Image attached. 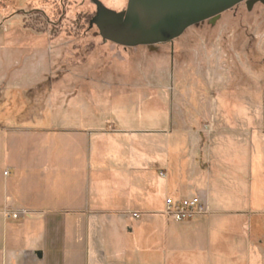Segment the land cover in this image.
I'll return each instance as SVG.
<instances>
[{"label": "crops", "instance_id": "1", "mask_svg": "<svg viewBox=\"0 0 264 264\" xmlns=\"http://www.w3.org/2000/svg\"><path fill=\"white\" fill-rule=\"evenodd\" d=\"M42 80L0 76V88L28 97ZM199 93L182 126L170 115L159 128L126 123L135 111L44 116L30 97L19 108L9 97L0 264H264V129L249 110H217L218 95ZM167 198H199L208 213L174 220Z\"/></svg>", "mask_w": 264, "mask_h": 264}, {"label": "rangeland", "instance_id": "2", "mask_svg": "<svg viewBox=\"0 0 264 264\" xmlns=\"http://www.w3.org/2000/svg\"><path fill=\"white\" fill-rule=\"evenodd\" d=\"M102 1L116 10L128 4ZM55 2L0 0V46L8 49L0 50V76L27 85L43 79L28 97L44 116L52 109L78 114L92 105L135 111L125 119L133 126L167 127L170 115L182 126L201 106V91L209 101L218 95L217 110H249L252 126L264 129L263 3L192 27L171 44L124 48L90 28L95 7L89 0H71L65 15ZM9 97L16 108L28 99L21 89L0 88V106Z\"/></svg>", "mask_w": 264, "mask_h": 264}, {"label": "water", "instance_id": "3", "mask_svg": "<svg viewBox=\"0 0 264 264\" xmlns=\"http://www.w3.org/2000/svg\"><path fill=\"white\" fill-rule=\"evenodd\" d=\"M97 14L90 22L105 43L124 48L151 47L174 43L185 32L204 22H214L224 13L247 2L264 0H128L117 12L99 0H91Z\"/></svg>", "mask_w": 264, "mask_h": 264}, {"label": "built area", "instance_id": "4", "mask_svg": "<svg viewBox=\"0 0 264 264\" xmlns=\"http://www.w3.org/2000/svg\"><path fill=\"white\" fill-rule=\"evenodd\" d=\"M164 178L165 173H161ZM208 213V208L199 198L176 201L173 198L166 199L165 215L177 221L191 220L197 216Z\"/></svg>", "mask_w": 264, "mask_h": 264}, {"label": "flooded vegetation", "instance_id": "5", "mask_svg": "<svg viewBox=\"0 0 264 264\" xmlns=\"http://www.w3.org/2000/svg\"><path fill=\"white\" fill-rule=\"evenodd\" d=\"M71 0H56V2L54 3V5L56 6V9H59V11H61L64 15H65V13H66V11H67V6L69 5L68 4V2H70ZM91 3H92V1L91 0H89ZM102 4H104V2L102 1V0H99ZM258 3H262V2H254V4H253V7L252 8H254L255 7V5L256 4H258ZM93 4V3H92ZM93 6L95 7V13L92 15V19L96 16V14H97V7H96V5H94L93 4ZM104 6H106L107 8H109V9H112V10H115V11H117V12H121V11H123L124 9H122V10H116V9H114V8H110V7H108L106 4H104ZM241 6H246L247 7V9H249L248 7V3L247 2H244V3H242V4H240L239 6H237V7H235L233 10H235V9H237V8H239V7H241ZM251 8V9H252ZM232 11V10H231ZM84 16H85V20H86V14H84ZM208 22H210V21H208Z\"/></svg>", "mask_w": 264, "mask_h": 264}]
</instances>
